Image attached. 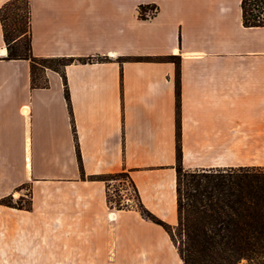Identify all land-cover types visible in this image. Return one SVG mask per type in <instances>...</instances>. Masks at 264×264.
Returning a JSON list of instances; mask_svg holds the SVG:
<instances>
[{
  "label": "crops",
  "instance_id": "0c3cea01",
  "mask_svg": "<svg viewBox=\"0 0 264 264\" xmlns=\"http://www.w3.org/2000/svg\"><path fill=\"white\" fill-rule=\"evenodd\" d=\"M7 0H0V6ZM35 56H107L65 67L80 176L61 76L30 86L29 62L4 59L0 25V264H182L159 225L112 209L105 184L126 170L142 204L177 223L175 65L185 169L264 167V27L241 0H28ZM155 12L138 16V7ZM23 186V187H22Z\"/></svg>",
  "mask_w": 264,
  "mask_h": 264
},
{
  "label": "trees",
  "instance_id": "16d2710c",
  "mask_svg": "<svg viewBox=\"0 0 264 264\" xmlns=\"http://www.w3.org/2000/svg\"><path fill=\"white\" fill-rule=\"evenodd\" d=\"M154 6L138 7V16ZM241 20L245 27H264V0H241ZM0 25L6 47L4 59L29 62L30 86L47 87V69L57 72L63 82L70 115L80 176L85 178L78 149L65 67L71 63L106 62L107 56H49L32 53L28 0H7L0 6ZM123 61L171 62L175 65V171L177 223L170 225L149 211L141 202L128 171L88 176L104 183L108 179L126 180L134 192L133 205L115 204L118 210L135 208L140 216L161 226L170 236L182 264H264V167L200 168L182 165L179 131V56H125ZM23 187V186H22ZM106 187V185H105ZM106 202L111 200L105 190ZM0 203L30 209V198L13 200L5 196Z\"/></svg>",
  "mask_w": 264,
  "mask_h": 264
},
{
  "label": "rangeland",
  "instance_id": "374dc122",
  "mask_svg": "<svg viewBox=\"0 0 264 264\" xmlns=\"http://www.w3.org/2000/svg\"><path fill=\"white\" fill-rule=\"evenodd\" d=\"M153 11V13L155 12V9H148L144 15H150L151 12ZM152 13V14H153ZM106 185L105 190L107 188V193L108 196L111 200L109 206L112 209H116L114 206L117 203V201H119V204H129V205H133V199H134V192L131 188V186L129 185V183L126 180H114V179H108L105 183ZM23 202L27 201L30 197H29V190L27 188V186L24 187V191H23ZM106 194V193H105ZM13 200H16V198L14 196H12ZM118 210V209H116ZM246 261L242 260L240 262V264H245Z\"/></svg>",
  "mask_w": 264,
  "mask_h": 264
},
{
  "label": "built area",
  "instance_id": "2783aa9c",
  "mask_svg": "<svg viewBox=\"0 0 264 264\" xmlns=\"http://www.w3.org/2000/svg\"><path fill=\"white\" fill-rule=\"evenodd\" d=\"M153 13V11L151 12V14Z\"/></svg>",
  "mask_w": 264,
  "mask_h": 264
}]
</instances>
